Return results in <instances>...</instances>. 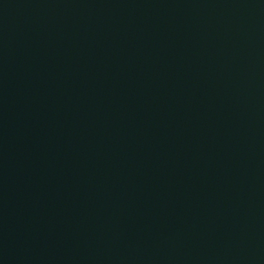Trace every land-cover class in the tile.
<instances>
[{"label":"water","instance_id":"95a60500","mask_svg":"<svg viewBox=\"0 0 264 264\" xmlns=\"http://www.w3.org/2000/svg\"><path fill=\"white\" fill-rule=\"evenodd\" d=\"M0 264H264V0H0Z\"/></svg>","mask_w":264,"mask_h":264}]
</instances>
